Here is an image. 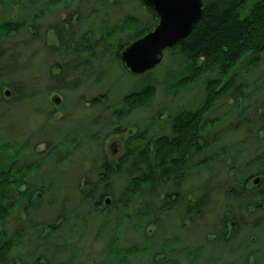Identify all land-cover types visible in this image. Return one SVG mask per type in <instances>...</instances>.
Instances as JSON below:
<instances>
[{
	"label": "trees",
	"instance_id": "obj_1",
	"mask_svg": "<svg viewBox=\"0 0 264 264\" xmlns=\"http://www.w3.org/2000/svg\"><path fill=\"white\" fill-rule=\"evenodd\" d=\"M21 1L0 0V8L4 6V9L9 10L11 5L20 6ZM24 1H31L30 5L33 2ZM69 1L47 0L44 6L49 9L52 5ZM88 1L90 5L86 10L90 12L96 7L92 3L103 8L119 6L117 0H84ZM136 1L145 12L143 17L127 14L113 27H102L99 37L88 27L80 37L75 38L85 21V14L78 8L68 12L60 25L48 27L56 40V45L49 47L48 55L62 61V65H56L60 73L53 78V89L74 91L91 78L97 83L103 72L100 67L107 52L113 54L112 61L119 62V55L124 48L156 25L155 14L139 0ZM202 3V16L192 32L167 50L177 51L182 60L183 72L175 81L174 87L185 89L191 84L203 83V96L199 105L169 116L163 123L164 126L159 125V120L152 121L151 125L158 131L149 133L144 130L130 135L125 141L122 155L115 162L104 158L98 166L94 165L95 162L92 163L89 172L95 175V181H90V177L84 178L83 188L79 191L80 203L89 205L91 211L95 212H107L110 209L114 217L111 231L107 222L98 229L100 239L104 235L108 239L100 264H127L130 259L139 258L142 262L144 259L141 264H150L156 255L164 258L162 262L155 261L156 263L172 264L165 255L171 242L177 243L178 239L173 237L165 240L157 248L153 247L155 251L152 252L146 245L130 243L122 246L118 243V231L124 226L142 233L149 225L162 226L163 229L159 230L165 232L167 218L173 214L179 215L182 221L190 220L200 225L214 191L222 192L224 212L216 225L217 242H226L223 239L235 236L245 224L244 213L249 214L251 208L254 213L260 211L261 202H264V164L259 161L257 169H253L254 166L249 167L250 169L238 168L226 142L227 130L235 134L242 130L248 134L243 143L253 137L258 142L260 139L261 145H264V135L260 137L261 133L264 134V101L256 102L252 115L244 117L246 103L259 91V87H262L261 91L264 90V71L260 86L256 81L250 83L246 78L240 77V72L264 64V0H202ZM43 12L41 9L38 14L31 11L22 15L21 9L18 15L4 19V22L0 18V81L3 82L0 87V103L8 99L21 102L37 95L29 81L26 83L21 80L25 79L22 78L25 76L22 72L26 66L20 58L24 50L28 55L31 54L32 43L41 41L45 44V40L40 38L42 25L39 20ZM93 13L89 15V19ZM71 18H76L73 26L70 24ZM26 32H29L28 36ZM22 34H25V40L20 43L13 40ZM122 35H126V40H122ZM184 69L187 75L184 74ZM73 74L77 76L74 77ZM149 84L124 96L120 106L109 107L110 112L101 121L103 129L111 128L108 116L122 120L128 113L145 106L153 97V87ZM230 100H235L236 105L229 114L221 117L215 115L213 119L208 117L214 114L218 104ZM239 102H243L242 109ZM91 104L98 105V102L92 100ZM237 105L239 108L235 109ZM63 143L61 141L48 149L41 155V159L30 161L27 151H24V144L16 145L0 137V264H53L57 256L67 255L68 252H60L62 249L59 248H67L65 246L68 245H59L52 254L42 250L44 246L41 245L28 248L25 256L16 258V251L26 238H42L45 231L52 234L58 229L55 224L58 219L42 228L40 223L33 220L22 221L19 216H12L15 212H29L32 199L37 195L36 190L43 195L44 187L36 189L35 173L49 155L57 157L56 164L69 156L67 151L62 150ZM261 156L263 154L257 159ZM217 164L219 168H226L228 171L235 169L239 174L212 186L215 176L202 178L200 172ZM115 175L123 177L124 183L118 200L112 203L108 193ZM254 181L257 183L253 186ZM52 183L49 180V184ZM185 183L190 184L188 190L183 188ZM39 196L35 199L40 198ZM10 220L14 225L7 233L6 227ZM252 227L258 228L259 225ZM152 232L150 229L147 234L150 236ZM33 242L35 244V240ZM69 244L70 248L79 245L78 241L73 243L72 240ZM40 252L47 256L50 254L49 259L44 261L36 257L43 256ZM196 252V249L190 252L192 260H195ZM75 261L76 255L71 251L65 264H74Z\"/></svg>",
	"mask_w": 264,
	"mask_h": 264
},
{
	"label": "rangeland",
	"instance_id": "obj_2",
	"mask_svg": "<svg viewBox=\"0 0 264 264\" xmlns=\"http://www.w3.org/2000/svg\"><path fill=\"white\" fill-rule=\"evenodd\" d=\"M46 1L33 0L30 5L31 1L22 0L20 6L11 5L9 10L4 9V6L0 8V18L3 22L8 17L18 15L21 9L22 15H25L26 12L37 13L41 12V9L44 10L43 14H40L39 22L42 25L40 38L42 41L45 40L44 45L41 41L32 43L31 54L28 55L24 50L20 58L22 64L26 66L22 72L25 75L22 78L25 79L21 80L26 83L29 81L30 87L37 92V95L33 99L21 102H13L8 99L0 103V137H3L4 141H11L16 145L24 144V151H27L26 154L30 161L41 159L42 154L61 141L64 142L62 150L69 154L59 164H56L57 157L55 155H49L45 159L34 178L36 189L44 187L43 195L38 192L39 190H36L35 193L40 195V198L35 199L37 195L34 196L29 212H15L12 215L19 216L22 221L28 219L40 223L42 228L51 225L55 219H58V222H55L58 229L52 234L45 231L42 238L39 236L37 239L26 238L23 245H20L16 251L17 253L15 252V257L25 256L28 248L36 246L42 245L44 246L42 250L52 254L59 248V245H68L65 246L67 248H59L62 249L60 252H68L67 255H61L59 258L57 256L53 264H65L71 251L76 255L74 264H100L103 256L102 251L105 249L108 239L105 235L103 239H100L101 235L98 229L105 222L111 228L114 217L110 209L106 210L107 212H95L91 211L89 205L80 203L79 191L83 188L84 178L90 177V181H95V175L89 172L92 169V163L95 162L94 165L98 166L104 158L115 162L123 153L127 137L144 130L149 133L158 131L154 130V125H151L152 121L159 120L161 123L159 125L164 126L163 123L169 116L199 105L203 96V83H194L185 89L174 87L175 81L183 72L182 60L177 51L170 52L167 49L163 53L161 63L141 76L129 75L121 67L120 61H112L113 54L107 52L101 63L100 68L103 72L97 83H94V79L91 78L74 91L53 89V78L60 73L56 65H62V61L55 56L48 55L49 47L56 45L53 31L48 30L49 26V28H53L60 25L68 12L78 8L85 14V21L82 23L80 31L75 34V38L80 37L82 31L87 30L88 27L91 28V31L93 30L96 37H99L102 27L106 25L110 28L113 27L127 14L143 17L145 12L136 0H117L116 3L119 6L104 8L92 3L96 6L93 10L95 13L86 10L89 8L90 1L70 0L52 5L49 9L44 6ZM110 3L115 2L110 1ZM91 13L93 16L89 19ZM75 19L71 18L72 26L76 22ZM29 32L31 31L29 30ZM29 32H26L27 36ZM24 35H19L13 40L20 43L26 39ZM122 40H126V35H122ZM21 49L23 50L22 47ZM263 71L264 64L262 63L255 69L240 72V77L246 78L250 83L256 81L260 86ZM184 74L187 75L185 69ZM76 76L74 75V77ZM147 83L153 87L151 100L145 106L138 107L128 113L122 120L108 116L110 119L108 125L111 128L103 129L104 125L101 126V121L110 112L108 111L109 107L120 106L124 96L143 88ZM2 84L3 82L0 81V87ZM260 89L262 87H259V91L246 103L244 117L252 115L256 102L264 101V90ZM92 100L97 101L98 105L91 104ZM235 102V100H230L224 101L221 105L218 104L214 114H210L208 117L213 119L215 115L221 117L225 116L224 114H229L231 108L236 105ZM239 103V107L242 109L241 103L243 102ZM239 107L237 105L235 109ZM114 128L116 129L113 130ZM159 129H163V127H159ZM228 131H226V142L229 144L230 155L238 168L250 169L249 167L254 166L253 169H257L259 161L264 164V145H261L260 139L258 142L252 137L243 143L247 133L245 134L242 130L236 134ZM263 135L261 133L260 137ZM261 154L263 156L257 159ZM213 167L200 172L202 178L215 176L212 186L239 174L235 169L228 171L226 168H219V164ZM49 180L53 183L49 184ZM123 180V177L117 175L111 180L108 198L112 200V203L114 200H118V195L123 188ZM183 188L188 190L190 184L185 183ZM221 197V191L212 192L211 203L200 224L203 227L190 220L182 221L179 215L173 214L167 218L165 232L159 230L163 229L162 226L148 225L142 233L135 232L128 227H121L117 233L118 243L122 246L130 243L146 245L153 252L154 248L158 247L157 245L174 237L178 239L177 243L176 241L171 242V245L168 246L169 251L165 255L169 261L173 262L172 264H190L191 262L192 264H264V202H261L260 211L254 213L251 208L249 214L244 213L245 224L235 236L227 240L223 239L226 242H217L218 229L216 225L224 215ZM104 203L106 204L107 200ZM252 224L259 225V227L253 228ZM13 225L10 220L6 227L7 233L10 232ZM150 229L153 232L149 236L147 231ZM71 240L73 243L78 241L79 245L70 248L69 241ZM24 245L26 247L23 248ZM194 249L197 250V256L195 260H192L190 252ZM40 253L43 256L37 255L36 257L44 261L46 258L49 259L50 254L47 253V256L44 252ZM163 259V256L156 255L150 264H161ZM155 261L161 262L156 263ZM141 263H144V259L142 262L139 258L130 259L127 264Z\"/></svg>",
	"mask_w": 264,
	"mask_h": 264
},
{
	"label": "water",
	"instance_id": "obj_3",
	"mask_svg": "<svg viewBox=\"0 0 264 264\" xmlns=\"http://www.w3.org/2000/svg\"><path fill=\"white\" fill-rule=\"evenodd\" d=\"M139 1L155 14L158 22L120 53L121 67L131 76L143 75L157 67L165 50L189 36L203 11L202 0Z\"/></svg>",
	"mask_w": 264,
	"mask_h": 264
}]
</instances>
